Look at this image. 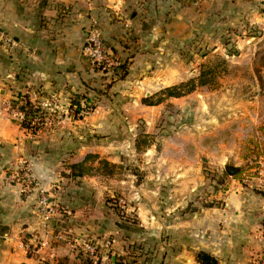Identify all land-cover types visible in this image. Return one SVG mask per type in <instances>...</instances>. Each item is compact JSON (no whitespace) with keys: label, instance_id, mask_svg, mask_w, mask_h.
Listing matches in <instances>:
<instances>
[{"label":"crops","instance_id":"obj_1","mask_svg":"<svg viewBox=\"0 0 264 264\" xmlns=\"http://www.w3.org/2000/svg\"><path fill=\"white\" fill-rule=\"evenodd\" d=\"M214 1L0 0V23L17 43L10 50L0 48V154L4 152L0 159V264H38L41 260L54 264L65 255L78 263V249L68 241L72 236L92 238L102 248L109 242L97 260L100 264L110 252L113 264H198L197 255L201 252L214 257L217 264L251 263L263 246L264 190L241 186L236 178L225 179L210 202H204L201 192L205 178L196 165V156L208 152L211 146L202 144L199 131L190 133L189 142L182 141L181 132L173 138L161 137L165 143L162 154L171 155L172 161L158 155L154 146L143 152L140 169L146 172L145 176L140 185L132 186L127 199L137 207L138 224L128 230L114 226L117 217L112 209L102 205L104 189L113 187H105L98 177L87 174L79 179L88 184L76 186L74 189L79 192H75L73 202H66L72 216L65 222L57 220L53 232L63 228L72 236L59 232L63 239H57L51 233L46 235L37 216L35 193L32 198L20 200L18 188L6 185L2 172V168L15 162L24 149L22 142L28 138L20 130L22 124L15 121L17 114L11 111V104L19 100V95L27 96L37 106L53 97L63 104L69 95L90 91L104 82V74L84 52L88 30L94 26L128 68L124 79H112L111 87L114 93L131 97L119 101L126 108L129 126L123 134L136 142L157 134L154 128L166 117L167 107L181 106L184 98L158 103L157 95L175 85L171 79H156L158 73L152 71V67L163 64L160 50L165 36L174 34L167 25H182L187 13L194 21L195 12L208 10ZM101 119H107L106 115ZM188 146L193 153L190 159L182 154ZM102 153L86 154L75 164L92 156L96 160L94 166L104 165V161L122 165L110 159L114 151ZM91 159L86 166L93 163ZM38 164L34 163L36 176L47 181L50 163H42L41 172ZM93 193L99 203L97 209L85 205L90 201L88 196L94 199ZM39 239L46 240L48 247L35 251L36 256L28 255L25 244L27 248Z\"/></svg>","mask_w":264,"mask_h":264},{"label":"rangeland","instance_id":"obj_2","mask_svg":"<svg viewBox=\"0 0 264 264\" xmlns=\"http://www.w3.org/2000/svg\"><path fill=\"white\" fill-rule=\"evenodd\" d=\"M200 10L195 12L197 18L192 22L190 14L187 13L183 15L185 19L181 21L182 25L178 24L177 27L167 25L174 34L165 36L164 45L160 50L163 57L160 62L163 64L157 68L152 67V71L158 73L156 79H171L174 80L173 84L179 85L197 78L205 66L216 68L217 77L214 84L198 87L192 95L184 96L180 101L183 102L181 105L183 107L180 105L167 107L166 117L154 128L157 134H150L138 142L123 134L129 126L126 123V108L119 101L131 97L111 91L114 80L107 81L108 78L105 76L99 87L90 88V91L85 89L82 92L88 96L90 104L83 100V110L80 114L70 111L73 94L69 95L63 104L60 99L53 97L51 100V97L48 103L41 102L43 105H35L40 112L32 120L31 128L25 129L23 126L20 128L28 137L22 142L24 149L20 150L14 163L2 168L6 185L18 188L20 200L30 198L25 177V170H28L29 178L39 183L40 188L50 195L51 200L61 209L62 213L57 220L65 222L72 216L66 202L72 203L75 192H79L74 188L79 187L81 183L84 186L88 184H83L85 180L70 178L69 167L86 154L95 156L112 150L115 154L110 159L122 162V165L110 163L108 166L102 164L94 166L96 160L92 158L90 161H95L88 164L87 168L90 169L89 174L98 177L105 187H113L112 190L104 189L105 194L101 197L102 205L112 209L117 217L114 226L118 227L120 224L119 227H132L128 225V221L121 218L120 212L110 206V202L113 198L127 200L132 186L141 184L146 173L140 169L143 162L142 154L147 147L150 146L151 149L154 146L158 155H163L161 150L165 143L161 137L173 138L175 134L181 132L182 141L186 142L190 133L199 131L203 138L199 139L202 144L211 146L208 152L203 150L204 153L196 156V165L205 178V186L201 192L204 202H210L211 195L218 192L219 185L225 179H241L244 170L254 168L260 159H264V0H215L208 10L207 8ZM163 73L165 75H162ZM25 100L20 98L11 104V111L17 114L18 120L15 121L21 124L24 114L20 112V108ZM53 100L58 102V108L50 105ZM103 101L109 102L106 103L107 106ZM104 115L107 119H101ZM141 127L140 123L138 129L141 130ZM3 153L0 154V159L3 158ZM105 154L104 156H109ZM182 154L183 158L185 156L188 159L193 158L189 146ZM163 156L171 161L173 159L171 155ZM36 161L39 162L37 167L41 166L37 169L39 172L43 169L42 163H50L51 170L47 171L50 178L46 179L47 181H43L41 175L36 176L38 174L34 170ZM226 164L240 167L242 172L239 176L230 177L225 172ZM109 175L115 176L108 177ZM75 182H78L77 185H74ZM34 193L37 201L40 193L33 191ZM84 193L90 194L88 191ZM92 195L94 199L91 196L87 197L92 202L87 200L85 205H88L87 208L97 209L99 203L95 197L96 193ZM128 203L130 205L128 215L134 220L135 227L138 224L135 209L137 207L133 203ZM63 230L61 228L56 231L68 237L72 236ZM53 232L52 226L50 233L55 237L58 233ZM82 240L95 243L99 248V256L106 248L100 247L92 238ZM39 241L40 239L36 241V247L31 245L26 248L25 244L28 255H37L35 251L41 249L37 243ZM110 254H107L108 258L103 264H113ZM63 258L68 256H61L55 263ZM84 258L87 257L78 251L79 262L69 260V264H83ZM93 262L96 264L97 260ZM44 263L50 262L42 260L38 262Z\"/></svg>","mask_w":264,"mask_h":264},{"label":"built area","instance_id":"obj_3","mask_svg":"<svg viewBox=\"0 0 264 264\" xmlns=\"http://www.w3.org/2000/svg\"><path fill=\"white\" fill-rule=\"evenodd\" d=\"M15 46H17L16 41L0 23V48L10 50ZM84 52L93 66L103 73L105 77L111 80L116 77L114 74L116 71L120 70L122 63L117 56L113 54L110 47L103 41L100 31L95 26L88 30ZM52 104L58 108V102L56 100H53ZM70 111H74L75 114H77L73 106ZM28 173V170H25V177L27 179L26 184H28L26 188L30 191L29 197L33 195V191H39L40 193L37 201V216L45 234L48 235L52 230L51 222L54 220L57 221V217H59L62 212L59 206L51 200L50 195H47L46 192L40 188L39 183L29 178ZM237 183L244 187L264 190V159H260L257 166L254 168L244 170L241 179H237ZM31 186L32 189H30ZM119 206L129 213V203L125 198L119 199ZM55 237L57 239H63L60 234H57ZM261 238L263 246L253 256L250 264H264V227L261 230ZM68 241L88 259L93 261L99 259V248L95 243L84 241L79 238H69ZM109 244L110 243H108L106 247H108ZM40 246L41 248H45L48 246V242L46 240H41Z\"/></svg>","mask_w":264,"mask_h":264},{"label":"trees","instance_id":"obj_4","mask_svg":"<svg viewBox=\"0 0 264 264\" xmlns=\"http://www.w3.org/2000/svg\"><path fill=\"white\" fill-rule=\"evenodd\" d=\"M111 49V48H110ZM111 51L114 53V50L111 49ZM116 79H124L127 75V67L126 64H122L120 70L116 71L115 74ZM217 77V69L216 68H208L204 67L201 70L200 75L195 79H190L187 82L181 83L179 85H175L169 88H166L165 90L161 91L158 96V103H161L165 99L169 98H181L186 95H189L193 93L198 87H206L211 86L214 84L215 79ZM88 96L84 93H77L73 95L72 100V106L75 108V111L77 114H80L82 112V101L90 104ZM19 100L26 99L24 104L21 106L20 111L24 114V120L22 122L23 128H31L32 120H34L35 116L40 112L39 108L35 105H33L28 98L22 97L21 95L18 96ZM93 158L92 156L87 157V159L80 164H74L69 167L70 170V178H80L84 175L89 174V168H87L86 163L87 161ZM104 165H108L109 163L104 161ZM119 199L120 198H113L110 202V206H112L116 211L121 213V218L128 221V225L133 227L134 220L129 218V215L126 210H123L119 206ZM130 207V205H129ZM132 207V206H131ZM135 211V210H134ZM133 211V212H134ZM132 213V212H131ZM127 215V216H126ZM123 216V217H122ZM83 264H95L93 260L84 258ZM197 262L198 264H217V260L212 257L211 255L201 252L197 255ZM44 264H50V263H44ZM55 264H69L68 258H63L62 260H59ZM96 264H100V262H96Z\"/></svg>","mask_w":264,"mask_h":264},{"label":"water","instance_id":"obj_5","mask_svg":"<svg viewBox=\"0 0 264 264\" xmlns=\"http://www.w3.org/2000/svg\"><path fill=\"white\" fill-rule=\"evenodd\" d=\"M224 168H225V172H226V174H227L228 176H230V177H235V176H237L240 172H242V168H240V167H236V166L231 165V164H226V165L224 166ZM51 224H52V226L55 228L56 221H55V220L52 221ZM119 225H120V224H118V227H119ZM122 227H123V226H122ZM124 228L127 229V230L129 229V227H127V226H124Z\"/></svg>","mask_w":264,"mask_h":264}]
</instances>
